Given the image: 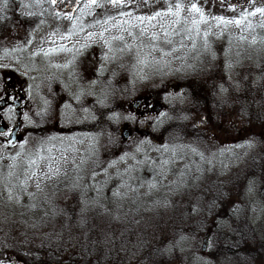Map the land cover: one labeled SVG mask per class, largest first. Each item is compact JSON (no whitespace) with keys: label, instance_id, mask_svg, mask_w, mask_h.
I'll use <instances>...</instances> for the list:
<instances>
[{"label":"rangeland","instance_id":"1","mask_svg":"<svg viewBox=\"0 0 264 264\" xmlns=\"http://www.w3.org/2000/svg\"><path fill=\"white\" fill-rule=\"evenodd\" d=\"M234 1L0 0L2 127L5 88L23 96L18 140L0 133L1 203L62 177L129 218L119 264L132 240L169 264H264V0ZM188 79H213L214 104ZM209 228L221 247L203 252Z\"/></svg>","mask_w":264,"mask_h":264},{"label":"trees","instance_id":"2","mask_svg":"<svg viewBox=\"0 0 264 264\" xmlns=\"http://www.w3.org/2000/svg\"><path fill=\"white\" fill-rule=\"evenodd\" d=\"M236 1L238 0L234 2ZM207 5L211 6L209 1ZM7 8L11 12L15 11L13 6ZM7 18L8 15L3 19L6 23L9 20ZM13 20H20V16L14 15ZM21 22L20 20L16 23L21 26ZM212 80L201 79L204 81L203 85L196 83L193 79L184 80L194 83L187 87L189 89L186 92L190 98L199 96L198 100L202 102L203 108H209L214 104L212 99L216 94ZM111 86H118L117 81H111ZM156 98L162 99L161 96ZM63 181L64 178L61 177L55 187H44L37 195L24 199L17 206L2 204L0 201V217L5 218V220L0 219L3 220L0 222V262L15 264H119L123 262L120 251L123 250L122 247H126L127 236L132 234L127 231L130 228L127 224L129 218H125V213H114L111 207L104 206L101 202L95 203L92 207L88 206L89 208L83 207L81 199L83 191L74 193L72 190L78 188V185L76 183L75 186L65 185ZM114 220H117L116 227L119 232L126 231L120 236L121 239H124V235L127 237L123 241L115 238ZM144 228L148 236L151 230ZM211 239L212 243L217 245L216 247H221L218 246L220 240L217 237L212 235ZM131 243L132 247L138 249L128 250L133 260L129 264H169L171 262L164 248L160 252L150 244L143 248L136 246L137 240H132Z\"/></svg>","mask_w":264,"mask_h":264},{"label":"flooded vegetation","instance_id":"3","mask_svg":"<svg viewBox=\"0 0 264 264\" xmlns=\"http://www.w3.org/2000/svg\"><path fill=\"white\" fill-rule=\"evenodd\" d=\"M1 103H3L5 107L8 106V105H11V107L14 108L15 117H17L16 116V109L20 110V112L22 111L23 96H22L21 91L19 89H17L16 87H13L11 89L10 88H5L4 94L2 96ZM140 105H141L140 106L141 109L139 111L142 112V113H143V111L144 112H149V111H151L154 108V103H153V101L151 99L149 101V107H146V105L145 104L143 105L142 103ZM0 120H1V118H0ZM1 122H2V120H1ZM10 129L11 128H9V126H8L5 133H9ZM19 135H20V131L18 133V137H19ZM3 142H6L5 138L3 139ZM212 231L213 230L211 228H209L208 231L206 232V234L204 235V238L206 237L207 234L209 236V238L207 240L206 250H207V247H209L211 242H212L211 241ZM203 242H204V239H203ZM202 247H203V244H202ZM202 247H201V250H202ZM206 250L203 251V252H206ZM255 255H256V252H255ZM256 260H258V259H256Z\"/></svg>","mask_w":264,"mask_h":264},{"label":"water","instance_id":"4","mask_svg":"<svg viewBox=\"0 0 264 264\" xmlns=\"http://www.w3.org/2000/svg\"><path fill=\"white\" fill-rule=\"evenodd\" d=\"M144 101L146 107H149V101H150V97L149 96H145L143 97V99H138L134 104L133 106L135 108H138V106ZM155 104H158V103H154V106ZM16 115H17V121L15 123V125L13 127H11V131H10V134L9 136L7 137V142L8 144H13L17 141L18 139V132L20 130V126H21V112L20 110L16 109ZM7 127L8 125H4L3 127L1 126V120H0V133H4L6 132L7 130ZM209 236L208 234L206 235V237L204 238V242H203V247H202V251H205L206 250V246H207V240H208Z\"/></svg>","mask_w":264,"mask_h":264},{"label":"snow or ice","instance_id":"5","mask_svg":"<svg viewBox=\"0 0 264 264\" xmlns=\"http://www.w3.org/2000/svg\"><path fill=\"white\" fill-rule=\"evenodd\" d=\"M53 2H55V0H53ZM111 2L113 3V4H118V3H121L122 2V0H111ZM92 4H94V5H96L97 4V0H92ZM97 6H100V7H102V5H97ZM195 7V6H194ZM197 11H198V9H196ZM258 11H264V10H259L258 9ZM157 15H159V13H157ZM218 19H223V18H218ZM124 157H121V159H123ZM111 166V165H110Z\"/></svg>","mask_w":264,"mask_h":264},{"label":"bare ground","instance_id":"6","mask_svg":"<svg viewBox=\"0 0 264 264\" xmlns=\"http://www.w3.org/2000/svg\"><path fill=\"white\" fill-rule=\"evenodd\" d=\"M154 103V102H153Z\"/></svg>","mask_w":264,"mask_h":264}]
</instances>
